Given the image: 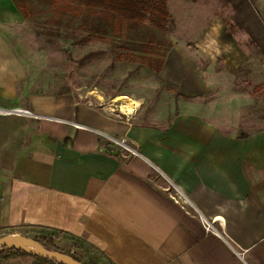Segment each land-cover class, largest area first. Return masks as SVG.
I'll return each instance as SVG.
<instances>
[{
    "label": "crops",
    "instance_id": "obj_1",
    "mask_svg": "<svg viewBox=\"0 0 264 264\" xmlns=\"http://www.w3.org/2000/svg\"><path fill=\"white\" fill-rule=\"evenodd\" d=\"M166 1L180 35L159 76L183 98L211 95L215 66L249 56L216 8L264 56V0ZM26 23L0 0V231L58 230L114 264H264V126L238 135L194 112L153 125L35 90Z\"/></svg>",
    "mask_w": 264,
    "mask_h": 264
},
{
    "label": "rangeland",
    "instance_id": "obj_2",
    "mask_svg": "<svg viewBox=\"0 0 264 264\" xmlns=\"http://www.w3.org/2000/svg\"><path fill=\"white\" fill-rule=\"evenodd\" d=\"M34 9L38 11V16L32 23H26L21 33L22 38L30 45L24 50L34 63L32 74L35 90L54 95L72 94L86 102H99L114 109L121 106V98H129L140 104V109H136L137 118L153 125H167L179 114L194 112L225 124L229 123L230 131L237 132L238 135L258 131L264 126V90L258 93L254 91L256 86L264 85V56L253 49L256 46L250 38L247 39L244 33L237 32L236 24L233 28L235 35L250 49L246 62L235 73L229 74H226L221 63L217 64L214 70L219 73V78L207 79L213 87L211 95L186 99L182 96L176 97L175 92L179 88L164 81L159 75L135 64L117 61L111 40L82 46L54 36L52 41L57 44H51L43 35L47 29L54 30L45 26L49 7L36 3ZM232 13V9H215L216 16L221 14L227 23L231 22ZM63 27L62 33L69 30V27ZM170 29V40L177 39L180 34L175 26ZM203 66L210 65L204 63ZM206 78L208 76L205 80ZM169 85L174 87L171 91ZM261 180L264 184V174ZM42 232L47 230L21 228L14 233L0 231V238L9 234L34 238ZM55 240L60 250L78 255L79 251L74 248L70 238L61 234ZM91 255L101 259V264H109L95 250H92ZM21 262L30 263L31 259L16 258L11 264ZM83 262L86 263L87 260L84 258Z\"/></svg>",
    "mask_w": 264,
    "mask_h": 264
},
{
    "label": "trees",
    "instance_id": "obj_3",
    "mask_svg": "<svg viewBox=\"0 0 264 264\" xmlns=\"http://www.w3.org/2000/svg\"><path fill=\"white\" fill-rule=\"evenodd\" d=\"M18 11L27 23H32L38 16L34 9L36 3L46 4L49 9L47 29L43 34L51 44H57L56 38L70 41L73 45H88L96 41H110L116 53V60L146 68L159 75L164 67L165 60L173 48L168 37L171 32L172 19L166 0H12ZM230 30L236 27L227 23ZM69 30L62 33V27ZM65 28V27H63ZM55 48L57 46L55 45ZM89 56H92L89 55ZM89 58V57H88ZM169 91L173 85H169ZM264 85L255 87V92H262ZM181 97L180 91L175 92ZM47 232L39 233L34 237L36 241L50 250L66 253L79 262L85 264H101V259L91 255L92 250L100 253L101 258L107 257L95 246L87 241L71 236L67 233L45 229ZM65 235L73 242L78 255L60 250L56 244L58 235ZM31 259V264H56L53 261L34 257L18 250H0V264H11L13 259ZM109 264H114L108 259ZM19 264H28L21 262Z\"/></svg>",
    "mask_w": 264,
    "mask_h": 264
},
{
    "label": "water",
    "instance_id": "obj_4",
    "mask_svg": "<svg viewBox=\"0 0 264 264\" xmlns=\"http://www.w3.org/2000/svg\"><path fill=\"white\" fill-rule=\"evenodd\" d=\"M18 250L34 257L55 262L56 264H85L66 253L46 248L33 238L21 234H9L0 238V250Z\"/></svg>",
    "mask_w": 264,
    "mask_h": 264
},
{
    "label": "built area",
    "instance_id": "obj_5",
    "mask_svg": "<svg viewBox=\"0 0 264 264\" xmlns=\"http://www.w3.org/2000/svg\"><path fill=\"white\" fill-rule=\"evenodd\" d=\"M11 113L18 115V116H34L30 111L23 110V109H16L14 111H11ZM119 145H121L124 149L128 151H133L131 148H129L124 142H117ZM203 225L206 229V231L210 233H216V230L214 229L212 224L206 223L205 220L202 218Z\"/></svg>",
    "mask_w": 264,
    "mask_h": 264
},
{
    "label": "bare ground",
    "instance_id": "obj_6",
    "mask_svg": "<svg viewBox=\"0 0 264 264\" xmlns=\"http://www.w3.org/2000/svg\"><path fill=\"white\" fill-rule=\"evenodd\" d=\"M120 102L121 106H119V108L126 114H133L140 105L138 102H134L129 98H121Z\"/></svg>",
    "mask_w": 264,
    "mask_h": 264
}]
</instances>
